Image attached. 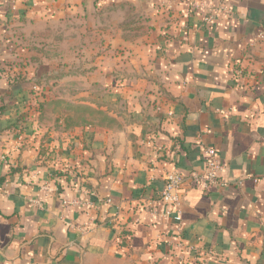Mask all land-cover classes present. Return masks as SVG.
Instances as JSON below:
<instances>
[{
  "label": "crops",
  "instance_id": "1",
  "mask_svg": "<svg viewBox=\"0 0 264 264\" xmlns=\"http://www.w3.org/2000/svg\"><path fill=\"white\" fill-rule=\"evenodd\" d=\"M191 1L0 0V63H30L0 68V264H264V0H228L234 15L209 24ZM105 13L128 16L106 43L126 45L122 64L37 48ZM58 58L109 61L86 73L114 102L80 107L101 120L49 127L29 101ZM208 148L229 185L186 182L176 222L165 178L202 172Z\"/></svg>",
  "mask_w": 264,
  "mask_h": 264
},
{
  "label": "rangeland",
  "instance_id": "2",
  "mask_svg": "<svg viewBox=\"0 0 264 264\" xmlns=\"http://www.w3.org/2000/svg\"><path fill=\"white\" fill-rule=\"evenodd\" d=\"M127 17V15L118 16L117 13L116 15L105 13L102 16L91 18L90 21L86 18L85 21L77 20L71 22L72 24H70L68 29L62 27L54 29V34L49 37L51 41H46V38L36 40L37 44H39L37 48L44 55L49 51L48 47H52L50 49L52 53L62 52L65 49L66 53L80 52L88 56L91 53L94 55L97 52L108 53V51L112 50L121 54L119 56H121L122 60L117 61V63L122 64L125 61L122 56L125 57L126 45L120 44L117 48L110 49L111 45L106 46V43L109 39H112L111 37L113 39L116 37L118 32L123 29L122 26H126ZM129 19L133 22L136 21V26H134L135 35L146 33L147 28L142 30V27L138 24V22L142 24L140 19L133 17ZM97 21L103 22L102 26ZM45 32L43 33L46 34ZM108 62V60H95L92 58L85 60L58 58L49 62L46 60L41 61L42 67L39 66L41 78L34 80V87L31 85V88L33 87L36 92L33 95L30 93L28 99L31 101L35 97L39 101V106L38 103L36 105L39 110L40 105L45 106L42 107L40 112L42 113V119L47 123L46 125L54 128L64 127L65 125L73 126L82 121L84 117L92 120H101L96 113L80 107L93 108L94 105H97L107 109L110 107L111 102H114L115 97L110 95L108 88L103 85L105 79L110 78L108 76L86 73L89 72L88 69L94 68V65L101 64L103 66L104 63ZM24 63L25 61H15L7 64L0 63V68L5 66L7 68L13 66L18 68L20 65L23 69H28L30 63L26 61L27 66ZM83 70L86 75H83ZM20 77L13 76L17 81ZM117 80H123V78L119 76Z\"/></svg>",
  "mask_w": 264,
  "mask_h": 264
},
{
  "label": "built area",
  "instance_id": "3",
  "mask_svg": "<svg viewBox=\"0 0 264 264\" xmlns=\"http://www.w3.org/2000/svg\"><path fill=\"white\" fill-rule=\"evenodd\" d=\"M191 8L195 13H202L206 24L213 23L221 17H230L234 15L232 8L228 7V0H217L216 3L206 0H192ZM258 40L264 42V30L258 35ZM205 169L202 172H192L190 175L171 173L166 176L165 184L160 195V199L166 205L165 216H173L176 222L182 219L181 213H174L173 208L180 206V190L186 183H192L200 186L203 191L211 189H224L229 183L222 179L221 173L224 169L223 163L218 157V153L213 148L205 151ZM90 195V193H89ZM94 196V193H91ZM64 205L74 206L81 202L76 200H63Z\"/></svg>",
  "mask_w": 264,
  "mask_h": 264
}]
</instances>
